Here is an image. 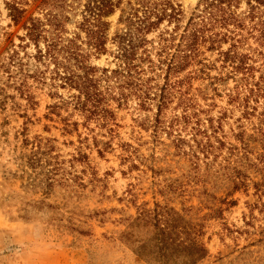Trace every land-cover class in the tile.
Masks as SVG:
<instances>
[{"label": "rangeland", "instance_id": "1", "mask_svg": "<svg viewBox=\"0 0 264 264\" xmlns=\"http://www.w3.org/2000/svg\"><path fill=\"white\" fill-rule=\"evenodd\" d=\"M44 1L0 0V264H264V44L248 38L237 48L248 55L247 78L201 47L170 77L171 102L159 117L164 128L175 116L187 122L163 129L157 52L174 53L199 0H172L178 19L146 35L153 64L140 63L151 87L141 99L103 75L118 69L115 38L135 7L114 0L104 51L87 58L103 98L94 111L57 87L52 66L30 58L32 46L19 48L27 22L45 17ZM12 2L23 9L16 22ZM65 2L67 35L88 50L79 30L87 0ZM13 51L40 78H25L23 92L15 68H1ZM154 218L174 226L166 231L173 242ZM188 239L203 253L191 259Z\"/></svg>", "mask_w": 264, "mask_h": 264}, {"label": "trees", "instance_id": "2", "mask_svg": "<svg viewBox=\"0 0 264 264\" xmlns=\"http://www.w3.org/2000/svg\"><path fill=\"white\" fill-rule=\"evenodd\" d=\"M242 3L246 7L244 10H241ZM116 4L114 0H87L84 6L87 16H83L79 30L85 34L84 45L88 47V50L80 49L81 47L77 44V40L80 39L78 34L71 38L67 35L64 25L67 17L63 14L67 7L65 0H45L43 2L47 12L45 17L30 19L24 26L25 35L19 39L25 46H19V48L26 49L30 46L34 48L35 52L30 55V58L38 64V67L43 66L45 70H48L52 66L51 79L53 82H58L57 87L77 92L75 99L83 110H97L103 99L93 76L96 69L88 65L87 58L91 53L100 54L104 51L107 23L103 19L113 13ZM134 5L135 7L131 9L132 13L126 18V32L115 38L118 45L115 56L119 61L118 69L110 72L111 77L106 70L103 71V75L107 80L112 78L117 80L122 91L127 90L141 99L142 95H147L151 87L144 83L146 81L143 80L144 71L140 63L146 61L150 65L153 64L150 56L147 55L145 46L148 41L145 37L163 22L176 21L180 12L172 0H135ZM7 7L11 19L16 22L22 15L23 9L16 2L7 3ZM170 38L174 40V36ZM248 38L254 39L259 45L264 44V0H199L187 26L179 35L178 43L173 44L174 53L171 56L166 54L162 59V50L166 47L164 45L157 52L159 67L165 66L166 83L156 88L160 93L156 122L160 123L163 129H172L178 122H187L186 114L181 117L175 116L164 128L163 123L159 122V117L171 102L172 94L168 90L170 77L184 70L193 58L199 56L201 47H206L208 51H217L223 62L230 63L235 72L247 78L252 67L248 65V55L238 54L237 48ZM160 40L163 44L167 41L162 35ZM222 44H229V48L222 51ZM139 50H141L140 55H138ZM7 60V63L1 64V68L7 72L10 71V66L15 68V77L16 75H19L18 79L22 77L17 87L21 92L26 88L25 78L40 79L39 76L32 75L25 69L27 65L23 63L17 51H13ZM40 74L44 75L45 72ZM12 81L17 82V80ZM169 87L171 89L170 85ZM121 97L120 99H123V94ZM176 142L178 148L184 144L181 138H178ZM162 222L154 218L159 234L171 240L172 233H166V231L174 230V226L164 221L165 228H161ZM188 241L191 244L184 249L191 259L203 253L201 247L195 246L193 239Z\"/></svg>", "mask_w": 264, "mask_h": 264}]
</instances>
